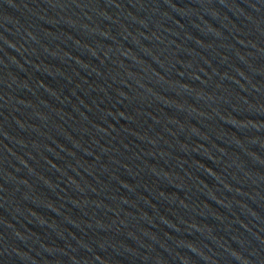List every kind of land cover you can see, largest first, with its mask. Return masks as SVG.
<instances>
[{
	"label": "water",
	"instance_id": "95a60500",
	"mask_svg": "<svg viewBox=\"0 0 264 264\" xmlns=\"http://www.w3.org/2000/svg\"><path fill=\"white\" fill-rule=\"evenodd\" d=\"M0 264H264V0H0Z\"/></svg>",
	"mask_w": 264,
	"mask_h": 264
}]
</instances>
